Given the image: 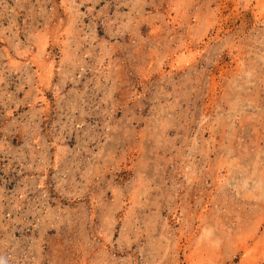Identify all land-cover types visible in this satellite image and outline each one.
Masks as SVG:
<instances>
[{"label": "rangeland", "instance_id": "374dc122", "mask_svg": "<svg viewBox=\"0 0 264 264\" xmlns=\"http://www.w3.org/2000/svg\"><path fill=\"white\" fill-rule=\"evenodd\" d=\"M0 264H264V0H0Z\"/></svg>", "mask_w": 264, "mask_h": 264}]
</instances>
